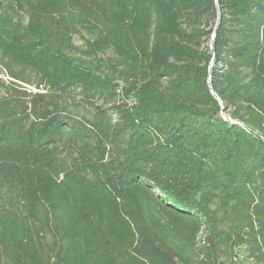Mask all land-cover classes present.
Listing matches in <instances>:
<instances>
[{"label": "trees", "instance_id": "16d2710c", "mask_svg": "<svg viewBox=\"0 0 264 264\" xmlns=\"http://www.w3.org/2000/svg\"><path fill=\"white\" fill-rule=\"evenodd\" d=\"M0 66V264H264V0H0Z\"/></svg>", "mask_w": 264, "mask_h": 264}, {"label": "rangeland", "instance_id": "374dc122", "mask_svg": "<svg viewBox=\"0 0 264 264\" xmlns=\"http://www.w3.org/2000/svg\"><path fill=\"white\" fill-rule=\"evenodd\" d=\"M27 19H25L26 22ZM219 17H214L210 13L205 14L204 16L200 18H196L195 16H187L184 21V27H186L188 30H191L193 27L203 28V29H211L214 27L216 23H218ZM90 38V36L83 34V35H74L73 36V42L74 44L80 48V49H86V39ZM208 39L207 37H204L201 41V49L210 47L212 45V40ZM113 53L109 50L104 54H99L98 57L100 58H107L109 56H112ZM16 70L20 69L16 67ZM27 79L32 82V84L27 85L24 84L21 85L23 88L28 90L29 92H37L38 90L35 88V83L37 81V78L34 73L25 72L23 74ZM11 82V79L7 76V73L4 71V69L0 66V97L5 96L8 92L9 84ZM60 105L66 106L70 112H72L74 115L84 118V119H92L93 113H94V107L89 104L85 99H83L80 89H73L67 96L63 97L59 101ZM102 101L97 100L96 105H101ZM228 112H222L223 117H228ZM117 115L113 114V121L117 120ZM221 215V214H220ZM219 228L221 230L227 231L228 229V223L226 221H221L219 224ZM241 257L243 256V253H240ZM239 264H254L251 260H248L246 258L239 261Z\"/></svg>", "mask_w": 264, "mask_h": 264}, {"label": "water", "instance_id": "95a60500", "mask_svg": "<svg viewBox=\"0 0 264 264\" xmlns=\"http://www.w3.org/2000/svg\"><path fill=\"white\" fill-rule=\"evenodd\" d=\"M214 38H215V36L213 37V41H214ZM211 49H212V51L214 52V45H213V43H212V47H211ZM209 83H210V81H209ZM212 93L215 94L214 92H212ZM223 112H224V111H223ZM225 119L231 121V119L228 118V117H225ZM232 123H237V122L232 121Z\"/></svg>", "mask_w": 264, "mask_h": 264}]
</instances>
